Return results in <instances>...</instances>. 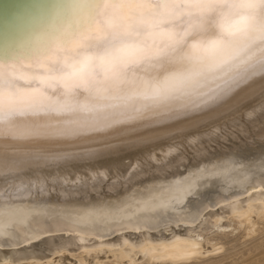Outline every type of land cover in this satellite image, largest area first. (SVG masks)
I'll list each match as a JSON object with an SVG mask.
<instances>
[{
	"label": "bare ground",
	"instance_id": "1",
	"mask_svg": "<svg viewBox=\"0 0 264 264\" xmlns=\"http://www.w3.org/2000/svg\"><path fill=\"white\" fill-rule=\"evenodd\" d=\"M83 7L0 0V61L41 53L85 23ZM34 123L49 122L29 114L17 127ZM229 216L251 234L264 220V71L143 118L0 134V264L187 259L219 249L201 231Z\"/></svg>",
	"mask_w": 264,
	"mask_h": 264
},
{
	"label": "snow or ice",
	"instance_id": "2",
	"mask_svg": "<svg viewBox=\"0 0 264 264\" xmlns=\"http://www.w3.org/2000/svg\"><path fill=\"white\" fill-rule=\"evenodd\" d=\"M80 3L85 23L24 62L0 61V134H70L143 118L264 71V0ZM29 114L49 123L17 127Z\"/></svg>",
	"mask_w": 264,
	"mask_h": 264
},
{
	"label": "rangeland",
	"instance_id": "3",
	"mask_svg": "<svg viewBox=\"0 0 264 264\" xmlns=\"http://www.w3.org/2000/svg\"><path fill=\"white\" fill-rule=\"evenodd\" d=\"M229 217L226 218L229 220L228 222L226 219L224 220L229 223V225L226 227H217L216 220L214 218L208 217L205 220L204 229L201 231V240H203L205 243H207L208 240L207 244L210 243L209 240H211L212 242H217L216 240H218L217 243L220 244H217L219 246V249L205 254H196L191 256L190 258L180 260L168 258L155 260L154 258L151 259L150 257H146L143 260H139L135 264H264V220L260 219V221H263H258L261 224L259 227H257V229L259 228V231L257 230L258 232L256 231L255 233L251 234L247 231L245 225L241 226L240 224H238L237 218L233 216ZM232 218L234 219V221ZM215 223L216 225L214 226ZM217 229H219V231ZM213 230L215 231L213 232ZM210 231L211 234L209 233ZM220 233L223 234L221 235ZM209 235L211 237H209ZM197 248L200 249L201 247L199 246ZM202 249L204 248H201L200 250ZM103 261L104 260H102L99 264H111L114 259H105L104 263ZM118 262L119 263L114 261V264L125 263L124 261Z\"/></svg>",
	"mask_w": 264,
	"mask_h": 264
}]
</instances>
